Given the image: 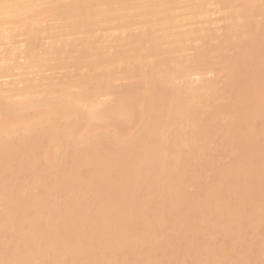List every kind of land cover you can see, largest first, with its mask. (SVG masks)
Segmentation results:
<instances>
[{
	"label": "bare ground",
	"instance_id": "obj_1",
	"mask_svg": "<svg viewBox=\"0 0 264 264\" xmlns=\"http://www.w3.org/2000/svg\"><path fill=\"white\" fill-rule=\"evenodd\" d=\"M0 264H264V0H0Z\"/></svg>",
	"mask_w": 264,
	"mask_h": 264
}]
</instances>
